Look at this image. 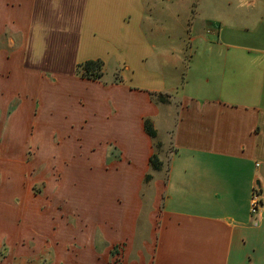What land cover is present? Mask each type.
Listing matches in <instances>:
<instances>
[{"label": "crops", "instance_id": "obj_1", "mask_svg": "<svg viewBox=\"0 0 264 264\" xmlns=\"http://www.w3.org/2000/svg\"><path fill=\"white\" fill-rule=\"evenodd\" d=\"M153 7L0 0V264H264V0L191 1L172 74Z\"/></svg>", "mask_w": 264, "mask_h": 264}, {"label": "rangeland", "instance_id": "obj_2", "mask_svg": "<svg viewBox=\"0 0 264 264\" xmlns=\"http://www.w3.org/2000/svg\"><path fill=\"white\" fill-rule=\"evenodd\" d=\"M153 4V35L152 42H162L163 46H167L168 56L163 59L166 74L175 73L173 66L179 65L183 71L186 67L187 60L193 51L197 52V44H190L192 33L189 31L190 22L194 21V15L191 13L190 4L193 0H175L170 3L167 0H149ZM184 61V62H183ZM113 74L111 68L106 69V77ZM165 74L166 78L168 76ZM156 151L160 152V158L164 161L169 157L172 146L168 136L167 140L163 136L156 139ZM84 148V146H83ZM163 176V173H162ZM150 195L146 197V206H149ZM147 207H145V211ZM119 250L116 248V254ZM115 254V255H116ZM46 258V257H43ZM120 253L114 258L115 263H119ZM29 264H46L41 260H29ZM49 264V263H47Z\"/></svg>", "mask_w": 264, "mask_h": 264}, {"label": "trees", "instance_id": "obj_3", "mask_svg": "<svg viewBox=\"0 0 264 264\" xmlns=\"http://www.w3.org/2000/svg\"><path fill=\"white\" fill-rule=\"evenodd\" d=\"M76 73L78 76L84 79L92 80V81H103L105 76L104 71V62L101 59L96 60H88L78 64ZM160 96H158V99ZM145 130L146 133L154 140V146L156 148L155 140L157 138V133L152 123L149 120L145 121ZM150 165L153 170H160L163 166V162L160 161V158L156 153L152 155L150 158ZM152 179L151 175H146V181ZM116 254V253H115ZM114 254V255H115Z\"/></svg>", "mask_w": 264, "mask_h": 264}, {"label": "built area", "instance_id": "obj_4", "mask_svg": "<svg viewBox=\"0 0 264 264\" xmlns=\"http://www.w3.org/2000/svg\"><path fill=\"white\" fill-rule=\"evenodd\" d=\"M260 208V200L256 193H254L252 200H251V213L256 214L258 213Z\"/></svg>", "mask_w": 264, "mask_h": 264}]
</instances>
